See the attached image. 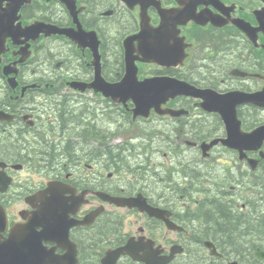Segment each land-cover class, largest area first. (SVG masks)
<instances>
[{
  "label": "flooded vegetation",
  "instance_id": "1",
  "mask_svg": "<svg viewBox=\"0 0 264 264\" xmlns=\"http://www.w3.org/2000/svg\"><path fill=\"white\" fill-rule=\"evenodd\" d=\"M67 2L84 10L75 16ZM17 5L0 0V264H104L124 247L132 254L106 264H264V1ZM36 21L96 31L101 76L91 50L64 35L18 36ZM138 32L142 78L256 93L257 101L214 110L177 94L163 107L170 115L148 119V159L134 147L145 139L126 137L147 119L115 113L97 85L72 86L122 79L131 48L124 40ZM24 41L34 51L19 62ZM154 45L161 49L152 57ZM138 194L155 213L107 199Z\"/></svg>",
  "mask_w": 264,
  "mask_h": 264
},
{
  "label": "water",
  "instance_id": "2",
  "mask_svg": "<svg viewBox=\"0 0 264 264\" xmlns=\"http://www.w3.org/2000/svg\"><path fill=\"white\" fill-rule=\"evenodd\" d=\"M3 1L4 0H1L2 3ZM241 25L245 27L251 26L247 22L245 24L241 23ZM48 26H50L52 30L43 29L42 31H46L49 34H68L67 30L57 28L53 25H46V29L48 28ZM96 49L97 46H95V50ZM159 49H161L160 46ZM96 65L97 73L99 74V76H101L100 61L98 56ZM161 80L164 79L157 78L154 80L147 79L145 81H139L136 74V66L131 64V66H128V74L124 77L123 81H120L119 83L108 84L103 78L101 79V77H99L96 85L98 86V90H102L107 95H112L119 101L127 102L128 99H133V101L135 102V116H148L152 108H155L156 111L160 113H166V111L164 110L160 111L161 104L165 103L169 99V97L176 96L177 94H187L204 97L216 106L232 107L233 109H235L236 106L241 102H256V99L259 96V94L256 93L249 94L243 92H230L228 94L221 95L218 93H214L211 90H201L196 87H192L189 84L180 81ZM81 87L84 89L83 86ZM233 113H235V111H233ZM262 129H264V127ZM122 203H128L130 206H141L142 202L139 197H136L122 201ZM123 251H126V247L118 251L109 252L108 255L104 258V264H106L110 260L114 262Z\"/></svg>",
  "mask_w": 264,
  "mask_h": 264
},
{
  "label": "rangeland",
  "instance_id": "3",
  "mask_svg": "<svg viewBox=\"0 0 264 264\" xmlns=\"http://www.w3.org/2000/svg\"><path fill=\"white\" fill-rule=\"evenodd\" d=\"M134 134H135L136 136H140L141 133H139V132H135Z\"/></svg>",
  "mask_w": 264,
  "mask_h": 264
},
{
  "label": "bare ground",
  "instance_id": "4",
  "mask_svg": "<svg viewBox=\"0 0 264 264\" xmlns=\"http://www.w3.org/2000/svg\"><path fill=\"white\" fill-rule=\"evenodd\" d=\"M102 67V66H101ZM102 70V69H101Z\"/></svg>",
  "mask_w": 264,
  "mask_h": 264
}]
</instances>
